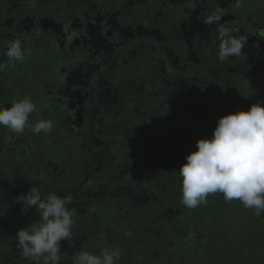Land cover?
Segmentation results:
<instances>
[{
    "label": "flooded vegetation",
    "instance_id": "obj_1",
    "mask_svg": "<svg viewBox=\"0 0 264 264\" xmlns=\"http://www.w3.org/2000/svg\"><path fill=\"white\" fill-rule=\"evenodd\" d=\"M194 1L130 0L122 11L123 0H0V108L30 97L38 118L53 123L40 134L0 126V264H33L15 236L39 223L35 208L17 200L30 189L45 199L71 195L74 233L97 224L106 200L122 191L134 198L121 169L137 160L142 137L152 132L148 121L167 114L183 77V88L221 78L230 87L263 80L264 0H199L208 5L201 19L191 11ZM180 9L187 16L174 22ZM212 13L245 41L241 55L215 66L222 34L205 23ZM15 39L30 52L22 62L6 56ZM146 70L153 79L143 77Z\"/></svg>",
    "mask_w": 264,
    "mask_h": 264
},
{
    "label": "trees",
    "instance_id": "obj_2",
    "mask_svg": "<svg viewBox=\"0 0 264 264\" xmlns=\"http://www.w3.org/2000/svg\"><path fill=\"white\" fill-rule=\"evenodd\" d=\"M183 15L187 16L185 12ZM171 17L174 22H181L178 15ZM221 62L218 59L214 66ZM141 74L154 76L148 70ZM263 80L247 87L241 84L230 87L221 78L183 88L180 96L185 99L179 102L170 98L166 111L169 116L160 111L158 121L149 120L152 132L142 137V145L137 148L140 168L148 176L142 184L148 186L147 191L153 197L143 202L129 199L122 191L109 204L107 200L103 202L102 211L95 217L97 224L84 226L82 231L74 233L71 242H61L60 264H73L78 251L99 254L104 248L120 252L115 264H260L264 261V213L257 216L239 200L227 201L220 193L209 194L206 204L187 208L181 202L178 172L185 156L195 150L197 139L211 137L220 116L246 111L253 103L264 105ZM178 92L176 89L170 97ZM179 115L182 121L177 122ZM127 232L131 233L130 237L125 235Z\"/></svg>",
    "mask_w": 264,
    "mask_h": 264
},
{
    "label": "clouds",
    "instance_id": "obj_3",
    "mask_svg": "<svg viewBox=\"0 0 264 264\" xmlns=\"http://www.w3.org/2000/svg\"><path fill=\"white\" fill-rule=\"evenodd\" d=\"M221 13H212L205 23L219 25L222 34L218 45V59L239 56L245 41L232 29L220 25ZM27 50L21 40L9 42L6 56L13 62H22ZM30 55V52H27ZM36 114L35 116L33 114ZM35 103L30 97L0 108V126L13 134L25 130L49 133L53 123L39 119ZM196 148L185 156L179 168L181 202L190 209L207 203L209 194L220 193L227 201L239 200L245 209L264 213V105L253 103L245 110L222 115L217 119L210 138H200ZM24 208H35L39 223L17 229L16 241L21 255L33 264H60L61 242H71L76 221L69 206L71 195L47 194L46 199L35 189L17 197ZM22 210H24L22 208ZM131 236L130 232L125 233ZM120 252L104 248L99 254L78 251L73 264H115Z\"/></svg>",
    "mask_w": 264,
    "mask_h": 264
},
{
    "label": "rangeland",
    "instance_id": "obj_4",
    "mask_svg": "<svg viewBox=\"0 0 264 264\" xmlns=\"http://www.w3.org/2000/svg\"><path fill=\"white\" fill-rule=\"evenodd\" d=\"M123 1H124V4L122 6V8H123L122 11L125 10V9L127 10V6L129 4L130 0H123ZM219 5H222V4L219 3ZM69 6H70V4H66V7L68 9L70 8ZM92 6L95 7L94 5H92ZM207 6L208 5L205 3V1L200 2L199 0H196L193 3V8H191V11L193 12L194 16H197V13L199 12V14H200L199 18L201 19L208 12V11H206V13L203 12V11L206 10ZM90 8H91V6H90ZM94 15H95V18L99 19V15L98 14L94 13ZM177 15L179 16L180 21H181L182 17L185 16V15H183V12H182L181 9H180L179 14H177ZM81 16L85 17V14H82ZM173 30H174L173 31V33H174L173 37L177 36L179 34V30L177 28L176 29L173 28ZM181 36H183V35H181ZM187 42L191 46L189 49H192L193 48V44H194L193 33H189L188 34ZM190 55H191V53H190ZM191 57H192V55H191ZM170 58H172V57L170 56ZM188 66L189 65H186V67H188ZM185 80L186 79L184 77L181 80H179L180 84L177 85V86H180V87H178L180 92H178L177 94L172 96V98L175 99L178 102L181 100V98H180L181 96L180 95H181V91H183V86L185 87V83H184ZM10 81H11V79H10ZM10 81H7L6 83H11ZM140 81H142V80L140 79ZM165 81H168V80H165ZM137 85L140 86V83L137 84ZM177 104H179V103H177ZM131 162L132 163H130V164L129 163L126 164L127 165V169L126 170L121 169L120 181L123 182L124 186H126V185H127V187L130 186L132 189L135 190V191H133V194H135V195H132L134 198L140 199V201H143V202H147V198H148L147 197V195H148L147 189H149V188H148V186H143L142 183L144 182V180H146L148 178V176L145 173V171L140 168V163H139L138 160L134 161L133 158H131ZM146 168L148 169L147 166H146ZM127 187H126V189H127ZM150 195H151V197H153V194H150ZM138 196H139V198H138Z\"/></svg>",
    "mask_w": 264,
    "mask_h": 264
}]
</instances>
